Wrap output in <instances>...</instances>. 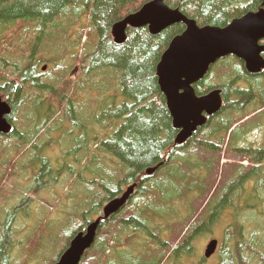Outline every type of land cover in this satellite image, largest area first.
<instances>
[{
	"label": "trees",
	"instance_id": "1",
	"mask_svg": "<svg viewBox=\"0 0 264 264\" xmlns=\"http://www.w3.org/2000/svg\"><path fill=\"white\" fill-rule=\"evenodd\" d=\"M149 1L0 0V91L13 107L10 120L14 124L12 132L0 134V202L9 192L7 186L27 150L41 145V136L62 113L87 136L84 152L67 175L73 183L86 172H91L92 178L84 183L86 199L64 212L63 217L72 216V222L62 231L64 243L50 264L57 262L70 241L97 218L101 222L96 241L80 264H165L169 258L181 260L194 250L195 236L208 230V225L215 226L226 210H232V216L242 222L226 226L214 264H264V224L257 221L250 227L245 221H250V211L264 215V137L260 144L252 139L253 134L264 130V70L253 74L235 56L214 64L194 88L199 95L219 89L223 107L191 141L176 145L179 131L173 126L156 69L173 38L186 26L178 23L157 35L147 26L129 27L123 43H117L112 34L117 22ZM163 1L201 27H225L264 7V0ZM80 20L88 23L73 40L67 33ZM32 30H36L35 36H30ZM62 40L64 52H57L54 41ZM82 45L84 52H80ZM76 46L80 48L75 52ZM38 49L39 53L49 52L48 59L42 55L36 58ZM72 59L83 66L77 77H71ZM44 60L54 64L52 71L39 69ZM24 108L31 112L17 117ZM80 110L90 112L93 119L99 117L102 133L96 134L93 119H86L84 125L76 122ZM43 113L41 121L38 117ZM29 122L33 125L28 127ZM89 141L104 152L95 155L89 151ZM84 154L89 159L82 163ZM96 156L100 162L98 176L95 168L90 169ZM47 164L46 159L42 170L31 171V189L41 191L39 194L58 187L63 180L60 173L55 178L47 176ZM156 167L147 174L149 168ZM161 170L166 171L161 174ZM193 179L197 185L192 187L188 183ZM133 183L137 187L125 206L104 219V206ZM18 191L28 193L26 187ZM175 195L185 198L187 207L192 206L185 217H175ZM21 197L0 221V264H28L22 256L19 263L11 259L15 238L11 224L19 210L30 207L33 201L29 193H21ZM44 201L47 210L29 229L23 256L43 253L49 214L58 206L56 201ZM166 207L172 210L159 212ZM78 210L82 212L77 214ZM163 216L167 220L159 225ZM142 231L151 235L145 236V241L139 237ZM132 240L139 244L137 248ZM196 264H207L206 259L201 257Z\"/></svg>",
	"mask_w": 264,
	"mask_h": 264
},
{
	"label": "water",
	"instance_id": "2",
	"mask_svg": "<svg viewBox=\"0 0 264 264\" xmlns=\"http://www.w3.org/2000/svg\"><path fill=\"white\" fill-rule=\"evenodd\" d=\"M178 23L185 24L186 29L173 38L157 65L156 73L173 126L179 130L175 142L183 144L198 127L206 124L208 117L223 107L219 89L202 96L197 95L194 89V85L207 75L215 63L234 55L243 60L247 70L253 74L264 69V7L234 19L225 27H201L179 9H171L163 0H152L115 24L113 35L121 43L126 38L128 26H147L151 34L157 35ZM12 112L11 104L3 99L0 92V133L11 132L13 127L8 118ZM155 169L157 167L149 168L147 173L150 175ZM136 185H131L122 196L105 205V219L125 206ZM100 222L101 218H98L89 224L86 231L77 234L55 264H80L86 251L95 243ZM217 244V240L210 242L206 250L207 257L215 252Z\"/></svg>",
	"mask_w": 264,
	"mask_h": 264
},
{
	"label": "rangeland",
	"instance_id": "3",
	"mask_svg": "<svg viewBox=\"0 0 264 264\" xmlns=\"http://www.w3.org/2000/svg\"><path fill=\"white\" fill-rule=\"evenodd\" d=\"M62 21L63 20H60V22ZM85 23L87 24L88 20H80V23L78 22L73 27H70L67 35L72 37L73 40H76V38H78L79 36V33L82 27L86 26ZM30 33H31L30 36H35L36 30H32ZM26 38L29 39L28 37ZM83 40H85V38ZM63 43H64L63 40L61 42L54 41V44L57 47H55L54 45L53 49L56 50L57 52H60L62 50L64 52L65 47L63 46ZM49 47L51 48V46ZM77 47L80 48V46H76L75 48H73V51L76 52ZM81 47L82 49L80 50V52H84L83 45ZM18 52H21V50H18ZM41 55L44 57H47L48 59V57L50 56V53L49 52L39 53V49H38L35 53L36 58L42 57ZM72 63L74 65L72 74L75 75L79 73V69L81 68L79 69L76 68L77 62L75 61V59H72ZM43 65L47 66L45 71L50 72L52 71L53 69L52 65L54 64L48 60H44V62L40 63L39 69L41 71H42L41 68ZM94 93H97V91H94ZM42 101H44V99ZM29 112H31V109L29 111L28 109L24 108L22 109V111L19 113L17 117L24 118L25 115L28 114ZM32 115L35 116L34 114ZM44 118H45V113L41 114L38 117V119H40L41 121L44 120ZM75 118H76V122H78L80 125H84L85 123L84 121L86 119L88 121L93 119L91 116V113L90 112L88 113V111H84V110H80V112L76 114ZM31 119L35 120V117H32ZM93 120L95 122V127H94L95 132L97 135H99L100 133H102L99 131V126L101 127L99 122L101 120L99 119V117ZM18 125L22 127L23 123L20 121ZM26 125L29 127L33 124H30L29 122ZM41 137H42L41 145L36 144L34 147L27 150V155L22 158L21 165L19 167L17 174L16 173L14 174L13 179H11L9 185L7 186V190L9 192L0 202V221H2L5 218V215L6 217L8 216V212L10 210L9 206L17 204L18 202L21 201L22 199L21 193H24V194L29 193V196H31V200H33L29 202L28 204V206L30 207H26L22 211V212H25L27 216L23 217V216H20L22 215V213L20 215H18L17 213L18 216L15 217V219L13 220L11 224V227L14 228V232H15V238H14L13 243L11 241L12 243L11 244L12 246L11 259L16 261V263L20 262L21 256H22L21 259H24L25 261L28 260V264H50L51 263L52 259L56 256V254L59 252L60 248L62 247V243H64V241L62 242L61 240L62 231L68 228L71 225L70 223L72 222V216L67 214L66 216L63 217V215H65L64 212L71 211V209H73V207L78 204V201L80 205L81 200L84 201L86 199V194L83 193L85 191L84 183L85 181L90 180L92 178L91 172L89 173L86 172L83 174L81 179L79 178L76 183H73L72 180L74 179H71L70 176L67 175V172L70 171V167H72L73 165H77L78 156L79 155L81 156L83 153V151L80 152V150L81 148H83V146H85V143L87 140V136L85 135L84 131L80 127H77L76 125L71 124V122L65 119L64 115L61 113L59 115H56L53 118V120L51 121L50 129H48L47 133L43 134ZM263 137H264V130H261V132L255 133L252 135V139L255 141L256 144H260L263 140ZM90 143L91 145L88 148V150L93 152L95 155L100 154V151L102 149L94 147L93 146L94 141ZM0 151H2L1 148H0ZM8 152H11V151H8ZM102 152L104 151L102 150ZM83 157H84V160L86 159L87 161L86 160L85 161L88 162L89 158L87 154H84ZM97 157L98 156H96L93 159V162L90 163V169L94 171V168H95V171H96L95 174L98 176L99 174L98 169L100 168V162L97 160ZM46 159L48 160L49 164L45 165L46 167L44 168V173H46L47 176H51L52 178H55L56 175L58 176V173H60V176L62 175L63 180L59 182L58 187H55L54 189L49 188L50 190L45 189V191L39 194L41 191L38 192L34 189H31V186H30L32 183L31 171L32 170H35V171L42 170L43 163L45 164ZM25 165H26V168L24 167ZM65 170H66V173H64ZM164 171L166 170H161V174ZM1 172L2 170L0 169V175H1ZM56 179H59V178H56ZM188 185L189 186L192 185V187L197 185L196 180L195 179L190 180ZM24 187L27 188L28 193L24 191H18L19 189H24ZM185 191L188 192L192 196L195 195V191H192V190L189 191V189ZM44 199L56 201L58 206H56V208L52 210L49 214L50 224H49V228L44 234L46 236V240L42 242V244L45 246V247H42L43 253L41 252L37 256L35 255L34 256L32 255L23 256L24 254H26V251H27V250L25 251L23 250V246L26 243V237L29 234V229L32 228L36 224L35 221L37 219L43 218V214H44V211L46 209V204H47L44 201ZM173 203H174L173 204L174 207L177 206V213L175 217H180V218L185 217V215L189 214L192 211V206L187 207L185 198H182V196L180 197L179 195H175V197L173 198ZM21 210L22 209H20L19 211ZM171 210H172L171 208L166 207L164 209L160 208L159 212L169 213ZM80 212L82 211L78 210L77 214ZM225 212L227 213V217H225V214H226ZM225 212L222 215V217H220V219L217 221V223H215V226L208 225V230L200 231L195 236L194 238L195 245L193 246L192 244V248L194 247V250H191L190 253H187L185 258L181 260H178L177 258L175 259L169 258L168 260L165 261V264H196L201 259V257L203 259L204 258L206 259L207 264H214L215 262H217L219 258V252L215 253L213 256L211 255L209 258L205 257L206 245L212 238H217L219 239V241L222 240L225 228L229 223H241L242 222L241 218L236 219L234 218V216H232L234 214L232 210H226ZM168 215L169 214H167L166 216ZM78 216H80V214ZM248 216L250 217V221L248 219H245V221L247 224L250 223V227H254L255 226L254 224H256L257 221L260 223L262 222L264 224V215H260L255 211L251 213L250 211V215ZM223 217H225V219L222 221ZM209 219H210V216L208 220ZM165 220H167V217L163 216L162 220H160L159 225H162L165 222ZM139 235H140L139 237L141 240H143L144 238V241L146 239L145 236H151L145 231L140 232ZM58 241H60L59 244H57ZM132 243L135 245L136 248L139 246L136 240H132ZM132 250L136 251L135 249H132ZM29 251L30 249L28 250V252Z\"/></svg>",
	"mask_w": 264,
	"mask_h": 264
},
{
	"label": "flooded vegetation",
	"instance_id": "4",
	"mask_svg": "<svg viewBox=\"0 0 264 264\" xmlns=\"http://www.w3.org/2000/svg\"><path fill=\"white\" fill-rule=\"evenodd\" d=\"M193 137H194V136H193ZM193 137H192V138H193ZM198 227H199V228H202V225H201V226H198ZM196 228H197V227H196ZM210 241H211V240H210ZM210 241H209V242H210ZM209 242H208V243H209Z\"/></svg>",
	"mask_w": 264,
	"mask_h": 264
},
{
	"label": "bare ground",
	"instance_id": "5",
	"mask_svg": "<svg viewBox=\"0 0 264 264\" xmlns=\"http://www.w3.org/2000/svg\"><path fill=\"white\" fill-rule=\"evenodd\" d=\"M110 111V110H109ZM220 151V150H219ZM231 152V151H230ZM226 153V152H225ZM161 164V163H160Z\"/></svg>",
	"mask_w": 264,
	"mask_h": 264
}]
</instances>
